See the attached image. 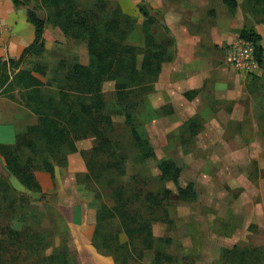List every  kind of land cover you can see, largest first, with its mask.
<instances>
[{
	"label": "rangeland",
	"instance_id": "374dc122",
	"mask_svg": "<svg viewBox=\"0 0 264 264\" xmlns=\"http://www.w3.org/2000/svg\"><path fill=\"white\" fill-rule=\"evenodd\" d=\"M97 1L103 3L102 8L106 14L119 10L134 25L133 32L122 44L143 49V37H140L143 18L137 9L139 0H78L84 9H91ZM146 1L153 9L161 12L160 18L165 24V12L175 15L177 12H222L221 15L231 17L242 28L236 30L234 40L224 45L223 50L227 56L239 41L240 30L250 29L257 33L255 26H264V0H237V8L233 11L224 7L220 0ZM41 6V15L49 17L46 27L48 45L45 42L43 51L28 54L21 69L30 72L41 82V94L51 96L55 101H59L62 94H65L67 101L74 103L75 109H78V104L75 105L78 102L76 97L83 103L90 104L92 97L85 94L79 96L73 90V82L66 77L74 63L82 64L87 58V62L82 65H88L86 41L64 37L52 23L49 8ZM17 10L26 12L25 7ZM151 31L157 41L165 37L161 26L156 22L151 25ZM175 47L174 45L171 49L173 59ZM172 61L165 63L163 68L170 67ZM256 73L246 75L245 78L253 80ZM220 75L236 80L229 58L221 66ZM246 87L252 98L247 97L245 100L248 108H253L250 116L255 118V126L242 127L236 119L225 130L206 127L204 131L198 132L194 144L191 140L188 145H182L181 134L184 132L180 126L184 124V112L168 113L167 107L163 109L157 105L159 98H153L151 92L145 93L144 89H136L128 99L118 101L113 82L106 81L100 86L106 112L117 127L116 138L121 139L120 132L125 137L128 134L129 125L125 119L130 116L135 125L144 128L156 154L155 159H141L137 148L132 147L126 141L127 137H124V174L116 173L115 180L133 185L131 177L138 176L144 178L151 189L150 182L158 185L156 180L159 160L171 158L182 169L179 184L185 186L192 182L195 186L196 201L185 203L179 200L174 185L166 184L173 190L169 196L171 222L166 224L154 220L152 225L154 236L169 238V244L156 242L154 248L144 252L139 260L123 232L119 218L97 221L96 213L102 205L109 208L113 206L112 185L108 183L111 175L101 173L96 168L93 160L95 141L90 138L74 140L77 151L67 155L66 164L62 162L61 155L51 157L45 153L46 147L39 143L38 149L43 151V156L53 165L55 176L51 183L46 175L40 173L39 177L44 182L42 196L41 193L27 192L9 174L0 156V183L6 182L8 186L1 195H6L20 205L17 220L0 215V227L12 226L19 229L22 214L24 224L50 234L52 249L66 251L73 264H152L154 251L157 250L174 258L171 263L163 264H222V249L234 246L240 249H257L260 253L257 264H264V84H246L245 89ZM233 91V103L242 105V97L245 95L242 82L233 87ZM2 107L11 112L15 124L17 119L30 120L33 116L28 115L29 111L24 107L20 88L0 96V109ZM152 115L165 118L149 122L146 132L145 122ZM193 118H197L200 123L203 121L199 117ZM217 135L222 139L215 137ZM183 139L187 140L186 135ZM221 140L229 145L220 143ZM115 152L117 155L121 154L117 148ZM21 192L30 196L22 209ZM95 229L102 236L106 232L116 236L118 241L110 249L100 247L101 244L95 246L92 241Z\"/></svg>",
	"mask_w": 264,
	"mask_h": 264
},
{
	"label": "trees",
	"instance_id": "16d2710c",
	"mask_svg": "<svg viewBox=\"0 0 264 264\" xmlns=\"http://www.w3.org/2000/svg\"><path fill=\"white\" fill-rule=\"evenodd\" d=\"M228 10L237 8V0H220ZM14 8L25 7L27 21L33 26L34 38L18 59L8 58L0 60V96L21 89V99L24 107L33 115L30 120L17 119L15 124L17 135L13 145L0 143V156L3 158L9 174L21 186L32 193H41L44 182L39 175L42 172L52 183L54 168L43 151L39 150V143L46 147L45 153L51 157L61 155L66 164L67 155L77 151L74 140L93 139L95 152L93 160L96 168L105 174H110L108 181L111 188L113 206L102 205L97 213L98 222L119 218L123 232L131 243L139 260L144 252L152 250L156 242L169 244V238H156L153 233V221L166 224L171 222L169 196L173 190L167 183H172L181 202L192 203L197 199L192 182L185 186L179 184L182 169L171 159L162 158L157 164V184L150 182L152 188L144 178L132 176L133 185L116 181L115 175H123L125 161L124 135L116 138V125L106 112L100 86L103 82H113L115 96L118 101H124L132 96V91L144 89L145 93L153 92L154 83L165 63L173 60L171 52L175 39L163 23L161 12L153 9L146 0H139L137 9L143 18L140 37H143V49L124 45L122 42L129 36L134 25L127 16L121 15L119 10L104 12L103 3L97 1L91 9H84L78 0H10ZM49 8L52 23L59 32L72 40L82 39L87 44L89 63L87 66L74 63L66 76L73 82V90L79 96L92 97L90 104H85L76 97L74 103L67 101L62 94L59 101L51 96L41 94V82L30 72L21 69L24 58L31 53L44 50V32L49 21L48 15H41V4ZM156 22L161 26L165 37L156 40L151 31V25ZM240 40L251 41L255 49V58L259 67L264 66L261 37L250 29L239 32ZM141 60L138 61V58ZM196 91L187 92L185 98L190 100ZM168 113H173L171 106ZM191 118L180 129L181 144L188 145L192 138L201 130V123ZM20 121V122H18ZM129 125L126 141L137 148V153L143 160L155 159L156 154L151 142L142 126L133 123L130 116L125 119ZM73 133V134H71ZM74 135V138H73ZM186 135L187 140L183 137ZM125 137V138H126ZM115 148L121 151L117 155ZM94 168V166H93ZM0 183V195L8 186ZM29 195L21 192V209L27 205ZM19 203L1 195L0 215L16 219ZM23 223L21 227H0V264H73L66 251L53 250L50 234L42 233ZM95 246L110 249L118 239L109 233L102 236L97 229L93 234ZM137 245V246H136ZM118 246V245H117ZM260 253L257 249H222V264H257ZM174 258L160 251H154L152 264L171 263Z\"/></svg>",
	"mask_w": 264,
	"mask_h": 264
},
{
	"label": "crops",
	"instance_id": "0c3cea01",
	"mask_svg": "<svg viewBox=\"0 0 264 264\" xmlns=\"http://www.w3.org/2000/svg\"><path fill=\"white\" fill-rule=\"evenodd\" d=\"M22 12L24 10L18 11L12 6L10 0H0V60L18 59L22 51L33 41V26ZM221 13L177 12L175 15L172 12H165L166 25L175 39V57L170 67L162 68L151 92L153 98L154 96L156 99L159 98L158 106L170 105L175 114L184 112V123L193 117L203 120L201 132L206 127L216 128L219 131L225 130L236 119L242 127L255 126V118L250 116L253 108L249 109L245 100L252 96L245 86L246 84H264V66L259 68L253 80L240 76L237 72H235L236 80L221 77V66L225 63V59L229 58L223 47L228 44V41L234 40L236 30L242 28L241 24H236L231 17H225ZM255 28L261 37L264 59V26H255ZM47 34L48 30L45 29L44 38L48 45ZM86 62L87 58L82 61V64ZM241 82L244 85L245 95L242 97L243 104L239 106L233 103L235 100L233 87ZM191 91L197 93L188 100L184 94ZM223 101L227 103L223 104ZM151 108H154L153 102ZM256 111L258 112L257 108ZM158 118L165 117L152 115L151 119L145 122L146 132L149 122H155ZM15 136L16 127L11 112L2 107L0 109V143L13 145ZM215 137L222 139L220 135ZM197 138L198 135L192 138V144ZM219 142L229 145L225 140Z\"/></svg>",
	"mask_w": 264,
	"mask_h": 264
},
{
	"label": "built area",
	"instance_id": "2783aa9c",
	"mask_svg": "<svg viewBox=\"0 0 264 264\" xmlns=\"http://www.w3.org/2000/svg\"><path fill=\"white\" fill-rule=\"evenodd\" d=\"M255 49L251 41L240 40L232 47L229 54L230 64L240 76L254 74L259 70V63L255 58Z\"/></svg>",
	"mask_w": 264,
	"mask_h": 264
}]
</instances>
